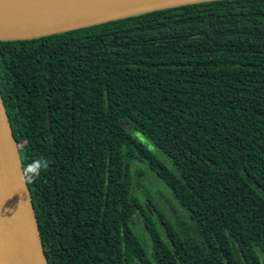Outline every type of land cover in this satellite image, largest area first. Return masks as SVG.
Listing matches in <instances>:
<instances>
[{"label": "trees", "instance_id": "obj_1", "mask_svg": "<svg viewBox=\"0 0 264 264\" xmlns=\"http://www.w3.org/2000/svg\"><path fill=\"white\" fill-rule=\"evenodd\" d=\"M0 94L48 264H264V0L0 41Z\"/></svg>", "mask_w": 264, "mask_h": 264}, {"label": "water", "instance_id": "obj_2", "mask_svg": "<svg viewBox=\"0 0 264 264\" xmlns=\"http://www.w3.org/2000/svg\"><path fill=\"white\" fill-rule=\"evenodd\" d=\"M212 0H13L0 6V41L42 38ZM18 147L0 94V264H48Z\"/></svg>", "mask_w": 264, "mask_h": 264}, {"label": "rangeland", "instance_id": "obj_3", "mask_svg": "<svg viewBox=\"0 0 264 264\" xmlns=\"http://www.w3.org/2000/svg\"><path fill=\"white\" fill-rule=\"evenodd\" d=\"M133 135L148 148H152L151 142L148 141L143 135L137 132H134ZM143 172L144 177L147 178V180H145L143 183V186L145 187L144 191H146L151 197H153L154 200L158 204H160V206L166 207L164 206V204L166 202H169L171 197L168 188L160 180H158L155 175L146 167L143 168Z\"/></svg>", "mask_w": 264, "mask_h": 264}, {"label": "clouds", "instance_id": "obj_4", "mask_svg": "<svg viewBox=\"0 0 264 264\" xmlns=\"http://www.w3.org/2000/svg\"><path fill=\"white\" fill-rule=\"evenodd\" d=\"M49 166V162L45 160H37L33 163L28 164L24 168H22V176L21 179L24 183L31 184L34 183L43 170H46Z\"/></svg>", "mask_w": 264, "mask_h": 264}, {"label": "bare ground", "instance_id": "obj_5", "mask_svg": "<svg viewBox=\"0 0 264 264\" xmlns=\"http://www.w3.org/2000/svg\"><path fill=\"white\" fill-rule=\"evenodd\" d=\"M13 0H0V6H4L6 4L11 3Z\"/></svg>", "mask_w": 264, "mask_h": 264}]
</instances>
